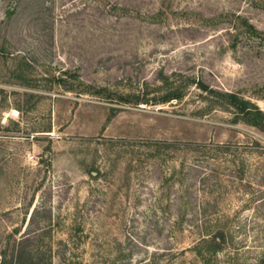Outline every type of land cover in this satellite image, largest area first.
Masks as SVG:
<instances>
[{
    "label": "rangeland",
    "instance_id": "1",
    "mask_svg": "<svg viewBox=\"0 0 264 264\" xmlns=\"http://www.w3.org/2000/svg\"><path fill=\"white\" fill-rule=\"evenodd\" d=\"M193 80L264 110V0H0V264H264V129Z\"/></svg>",
    "mask_w": 264,
    "mask_h": 264
},
{
    "label": "trees",
    "instance_id": "2",
    "mask_svg": "<svg viewBox=\"0 0 264 264\" xmlns=\"http://www.w3.org/2000/svg\"><path fill=\"white\" fill-rule=\"evenodd\" d=\"M57 81L61 84L65 83V80L62 77H58ZM192 82L196 83L201 89L205 91L210 90V92L215 93V96L219 98L221 102L224 101L225 104H228L229 107L234 108L236 110L235 112L237 114H241L243 118H245L250 124L264 129V110L260 109L256 104H253L246 99H242L237 94L232 92L214 91L202 81L196 82L195 80H193ZM67 88L70 89L71 87ZM182 97L183 93L181 91H178L171 96L165 97L162 102H169L174 98L179 99ZM201 146L203 147L204 144ZM219 147L222 148L223 146ZM225 236V231L223 229H219L214 234L210 233L207 236L203 237V239L200 240L199 244L206 243V252L216 255L223 248V245L227 242ZM29 239L30 236H27L20 240L17 245H13L14 250L11 253L10 257H8L7 252L4 251V263L31 264L29 262H32V259L34 257L30 254V250L28 249L29 246L27 243ZM41 258L44 260L43 263L38 262L32 264H53L51 255L49 257L47 255H44V257L42 256ZM7 259L9 260L7 261Z\"/></svg>",
    "mask_w": 264,
    "mask_h": 264
}]
</instances>
